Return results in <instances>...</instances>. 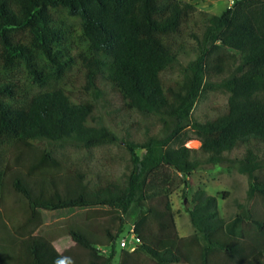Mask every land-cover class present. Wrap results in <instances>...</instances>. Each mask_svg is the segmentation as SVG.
<instances>
[{"label":"trees","instance_id":"trees-1","mask_svg":"<svg viewBox=\"0 0 264 264\" xmlns=\"http://www.w3.org/2000/svg\"><path fill=\"white\" fill-rule=\"evenodd\" d=\"M230 1L213 14L184 0H0V264H112L131 215L137 245H119V264H264V158L250 148L264 146V0ZM192 40L196 57L168 86L161 73ZM74 64L92 92L99 77L126 112L159 118V136L124 141L130 166L121 181L42 145L118 141L91 123L93 104L66 89ZM213 73L224 77L208 82ZM207 89L228 93L227 110L195 121ZM191 140L199 147H187ZM241 146L243 156L226 157ZM202 164L246 175L253 205L224 219L217 196L197 188L194 232L180 236L171 195ZM78 210L83 221L65 228L73 245L59 250L60 230L45 215ZM106 214L101 236L94 220Z\"/></svg>","mask_w":264,"mask_h":264},{"label":"rangeland","instance_id":"rangeland-1","mask_svg":"<svg viewBox=\"0 0 264 264\" xmlns=\"http://www.w3.org/2000/svg\"><path fill=\"white\" fill-rule=\"evenodd\" d=\"M193 2L200 10L213 14H220L229 7L230 0H184ZM202 24L196 27V32L200 36ZM196 57V42L190 41L185 49L178 55V63L161 73V76L168 86H175L176 82L182 80L189 61ZM224 76L211 74L207 77L208 82H219ZM88 75L86 69L80 64H74L70 72L63 81L66 89L70 91L72 99L88 101L93 104L91 123L93 125H103L116 134L118 141L114 144H105L93 148H84L67 142L43 143L56 154L69 155L76 165L93 175L95 172H110L119 181L123 180L129 171V153L124 141L142 142L149 136H159L161 134V124L158 116H140L126 112L119 96L114 93L106 84L96 78L97 91L92 92L88 86ZM97 93H99L97 95ZM228 93L221 89H207L199 97L194 106L191 118L195 121L203 122L211 120L224 114L227 110ZM199 141L191 140L186 143L187 147L198 148ZM260 158H264V146L252 143L250 145ZM246 146L226 153L228 158H239L243 156ZM141 155L142 153L139 152ZM264 172V171H262ZM197 188H202L209 195L217 196L220 216L224 219L232 217L238 210V204L245 208L253 205L246 195L248 188V178L239 173L234 167L228 164H202L188 177L186 187L181 186L171 195L172 210L174 214V227L180 236H188L194 232L191 226L188 209L191 207V196ZM225 193V195H224ZM85 211H74L66 214L49 213L46 214L47 228L60 230L59 243L67 248L73 244L66 235L65 230L68 223H80L84 219ZM134 215V214H133ZM97 218L94 224L98 232L103 234V228L108 225L109 216ZM134 216H129L127 225L115 245L117 251L112 264H119L122 239L126 243H131L134 239L132 224ZM116 225V224H114ZM115 227L112 228V232ZM105 253L108 249H102Z\"/></svg>","mask_w":264,"mask_h":264},{"label":"built area","instance_id":"built-area-1","mask_svg":"<svg viewBox=\"0 0 264 264\" xmlns=\"http://www.w3.org/2000/svg\"><path fill=\"white\" fill-rule=\"evenodd\" d=\"M134 239L131 243H126L125 239H122L121 242H120V247L121 248H126L128 249L129 251H134L135 248H136V245H137V241H136V238L135 236L133 235Z\"/></svg>","mask_w":264,"mask_h":264},{"label":"crops","instance_id":"crops-1","mask_svg":"<svg viewBox=\"0 0 264 264\" xmlns=\"http://www.w3.org/2000/svg\"><path fill=\"white\" fill-rule=\"evenodd\" d=\"M62 246H63V245H61V244L58 245V249L61 250ZM64 247H65V246H64Z\"/></svg>","mask_w":264,"mask_h":264}]
</instances>
